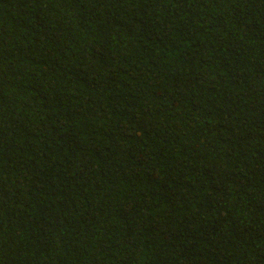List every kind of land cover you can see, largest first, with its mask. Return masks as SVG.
<instances>
[{"label":"trees","instance_id":"trees-1","mask_svg":"<svg viewBox=\"0 0 264 264\" xmlns=\"http://www.w3.org/2000/svg\"><path fill=\"white\" fill-rule=\"evenodd\" d=\"M0 264H264V0H0Z\"/></svg>","mask_w":264,"mask_h":264}]
</instances>
